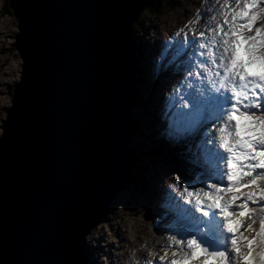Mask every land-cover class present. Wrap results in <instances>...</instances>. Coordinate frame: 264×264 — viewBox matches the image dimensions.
Returning <instances> with one entry per match:
<instances>
[{"label":"water","instance_id":"water-1","mask_svg":"<svg viewBox=\"0 0 264 264\" xmlns=\"http://www.w3.org/2000/svg\"><path fill=\"white\" fill-rule=\"evenodd\" d=\"M152 1L9 0L23 64L0 136V264H88L131 179L133 27Z\"/></svg>","mask_w":264,"mask_h":264},{"label":"snow or ice","instance_id":"snow-or-ice-1","mask_svg":"<svg viewBox=\"0 0 264 264\" xmlns=\"http://www.w3.org/2000/svg\"><path fill=\"white\" fill-rule=\"evenodd\" d=\"M209 14L156 60L179 76L161 137L181 149L191 179L173 178L161 200L165 217L187 221L168 238L178 251L147 264H264V0H213L189 23Z\"/></svg>","mask_w":264,"mask_h":264},{"label":"rangeland","instance_id":"rangeland-1","mask_svg":"<svg viewBox=\"0 0 264 264\" xmlns=\"http://www.w3.org/2000/svg\"><path fill=\"white\" fill-rule=\"evenodd\" d=\"M157 1L159 2V0ZM7 2H9V0H0V136L3 133L2 126L7 118V110L12 105L14 87L19 83L21 78L20 72L22 71L23 64L15 47V37L19 31L18 21L14 14L10 15L5 12L4 7H6ZM161 2L162 5L156 14L151 15L153 11L152 9L145 10L141 14L137 23L144 24V26H142L143 30L139 32V37L137 33V37H134L133 41L134 45H137L136 47L139 48L138 51L135 47V64L136 66H140L143 70L142 78L146 82V84L142 83L140 85V90L136 86V91L140 92V94L137 95L138 105L134 109L135 119L136 117L140 120L142 118V122H144L146 126L142 127V131L137 134L135 141L132 139L130 145L132 146L134 141L135 148L140 151L137 167H135V170L137 169V175L135 174L134 177L131 175L129 186L124 189L123 192H120L121 194L115 197L111 204H108L105 216L103 219L101 218L102 220H100V224H98V226L92 231L93 233L90 238L87 239L92 254L89 259V264H91V262L92 264H98L100 261L104 260V263L108 264L110 263L109 260H115L114 258H111L110 255L109 258L107 256H104V258L100 257L104 254L108 255L106 251L110 248H114L113 251L115 252H120V250L116 249L118 246L117 241L119 239V230L120 228H123L124 224L133 223L136 219L140 220V225L137 226L138 234L136 233V236L143 234V239L140 240L141 242L134 245H132L133 243L131 242L129 243V241L126 242L128 248L125 249L130 250V247L134 246L141 247L142 249H145L147 246H162L164 243L156 242L152 239L155 238L154 236L159 231H161V233H166L165 224L168 217H165L162 211L155 209L161 206V200L165 189L167 188V184L172 183L171 181L173 178H178L179 176L186 178L187 167L185 164L181 163L183 156L174 150L173 152H160L158 148V142L163 140L161 137L163 126L160 125L163 123L162 120L164 119L162 118L160 121H156L153 124L146 123V121L150 122L158 117L157 115L151 117L149 113L150 111L154 112L155 107H153V105L155 106L157 104V94L155 91L152 96L148 98L149 92L144 91V89L148 90L150 88L151 79H148L150 78L149 76H153L154 80L166 79L169 77L166 74L170 73L172 79L175 78V76L172 75V69H168L165 71L166 74H163V67L156 62L157 57L161 54L164 43L168 41L170 37H173L181 28H184L185 25L188 26V29H192L193 27L196 29H202L204 27V21L209 19L210 14L205 15L198 23H189V21L196 20L195 14L198 10L203 12L208 8H211L213 6V0H204L203 2L200 0H162ZM260 26L264 27V20L257 24V27ZM140 39L142 40L141 42ZM168 55L171 56V52H169ZM147 58L150 60H147ZM150 66L151 68L148 70V67ZM137 76L136 71V77ZM166 84L171 85V83L166 81L163 82V86L161 84L160 87L165 88ZM160 92L163 93V90H160ZM160 101L164 105L163 97ZM139 119L134 121H140ZM164 144L167 146L165 142ZM151 162L154 167L151 165ZM138 175L140 177H138ZM137 180L142 183V188L136 185ZM158 188L160 190L161 188L164 189L163 195H160L157 192ZM126 202L133 203L137 209L141 210L140 215L138 212L135 213V219H132L131 216H127V213L132 212L133 210L129 209L130 206H125ZM244 224L246 227V218ZM146 225L150 227L146 228L144 233L142 229H144V226ZM102 232L107 234L106 240L99 238L98 234ZM172 233L176 235L174 232ZM245 235L250 237L252 233L245 232ZM111 242L115 247L109 246ZM93 246L96 251H93ZM98 246H100L99 249L102 248L104 251H99V249L97 251ZM168 249L170 248H167L166 250ZM95 255L96 259H94ZM171 257V255H168V258ZM121 258L124 259L123 257Z\"/></svg>","mask_w":264,"mask_h":264},{"label":"bare ground","instance_id":"bare-ground-1","mask_svg":"<svg viewBox=\"0 0 264 264\" xmlns=\"http://www.w3.org/2000/svg\"><path fill=\"white\" fill-rule=\"evenodd\" d=\"M200 1H204V0H200ZM201 2V3H202ZM206 2V1H205ZM183 19V18H182ZM181 20V19H180ZM261 27V26H260ZM185 30H188V28H185ZM153 52V51H152ZM136 59V58H135ZM23 61V60H22ZM136 61V60H135ZM147 65V64H146ZM150 65V64H149ZM146 73V72H145ZM156 96V95H155ZM157 97V96H156ZM154 98V97H153ZM156 103V102H155ZM154 107V105H153ZM166 108V105H163V103L159 100L158 104L156 105V111H158L160 108ZM151 114V112H149ZM148 114V113H147ZM7 119V118H6ZM165 120V118H163ZM136 120V119H135ZM6 121V120H5ZM140 123V121H139ZM158 126V125H157ZM132 141V139H131ZM131 145V143H130ZM178 157V156H177ZM131 168V167H130ZM132 173V172H131ZM125 206H130L129 209L133 210L132 212H126L127 216H131L132 219H135V213H141V210L137 209L136 206L133 203L130 202H126ZM136 208V209H135ZM140 225V220L136 219L135 222L133 223H129V224H124L123 228H120L119 230V239L117 241L118 246L116 247L117 250H120V252H115L113 251V249H110L107 253L108 255H110L111 258L115 259V262H119L120 264H126L127 261H131L134 259H137L139 261H133L130 262V264H146L147 260H155L159 257V255L161 254L162 250H166L167 247H150L147 246L145 249H142L141 247L138 246H134V247H130V250L125 249L128 248L126 245V242L129 241V243H133L134 244H138L139 242H141L140 240L143 239V234L140 236H136L137 233V226ZM142 227V226H141ZM150 226H144V229H142V231L144 232V230L146 228H148ZM150 229V228H149ZM98 230V229H97ZM148 231V230H147ZM166 233H161V231H159L153 238L152 240H155L156 242H161V243H169V237L170 236H174V234L172 233V231L169 230H165ZM145 233V232H144ZM117 234V233H116ZM115 234V235H116ZM138 234V233H137ZM149 235V234H148ZM99 238H101L102 240H106V233H100L98 234ZM95 237V236H94ZM148 238V237H147ZM150 238V237H149ZM146 239V238H145ZM144 239V240H145ZM143 240V241H144ZM109 244V243H108ZM153 244V243H152ZM155 244V243H154ZM140 245V244H139ZM161 245V244H160ZM158 245V246H160ZM89 246V245H88ZM109 246H113L115 247V245L111 242ZM100 246L97 247V251L99 249ZM93 251H96L94 249V246L92 247ZM146 249L150 251V254H152V256L146 252ZM99 251H104V249L100 248ZM159 255H154L155 253H157ZM90 256H92L91 251H90V246H89V257H88V264H89V259ZM121 257H123L124 259H122ZM94 259H96V255L94 256ZM93 259V261H94ZM95 262V261H94Z\"/></svg>","mask_w":264,"mask_h":264},{"label":"trees","instance_id":"trees-1","mask_svg":"<svg viewBox=\"0 0 264 264\" xmlns=\"http://www.w3.org/2000/svg\"><path fill=\"white\" fill-rule=\"evenodd\" d=\"M162 0H159V2L157 1V0H153L152 1V3H151V5L146 9V10H150V9H152L153 11H152V14L151 15H154V14H156L157 12H158V10H159V8L161 7V5H162V2H161ZM157 2H158V4H157ZM4 10H5V12L7 13V14H10V15H13V11L11 10V8H10V6H9V2H7V5H6V7H4ZM156 10V11H155ZM141 16V15H140ZM150 17V16H149ZM151 18V17H150ZM139 20V19H138ZM142 26H144V24L143 23H136L135 25H134V27H133V29H134V37L136 38L137 37V33H138V37L140 36V31H142L143 30V27ZM143 32H146V31H143ZM142 32V33H143ZM142 40L140 39V42H141ZM137 46V45H136ZM137 48V47H136ZM139 48H137V50H138ZM139 51V50H138ZM136 54V53H135ZM137 62H138V60H137ZM135 66H136V64H135ZM136 71H137V77H136V81H135V84H136V86H137V88H139V90H140V85L143 83V84H146V82H145V80L142 78V76H143V70L140 68V66H136ZM138 94H140V92H137V94H136V98H135V101H134V103H133V109H135V107H137V105H138V102H137V95ZM136 119H139L138 117H136ZM140 120V119H139ZM143 120H142V118H141V120H140V123H139V121H136L135 123H134V129H133V136H132V139H134V141H135V138H137V134L138 133H140L141 131H142V127L144 126H146V124L144 123V122H142ZM134 141H133V145L132 146H130L129 147V150H128V156H127V161H128V164H129V166L131 167V175H132V177H134L135 176V174L137 175V173H136V171H137V169L135 170V167H137V163H138V160H139V158L138 157H140V151H139V149H137V148H135V145H134ZM159 150H160V152H170V151H172L173 152V150L172 149H170L168 146H165V144H164V141L163 142H159ZM138 177H140L139 175H138ZM136 179V178H135ZM140 181H141V179H140ZM139 180H137V183H136V185H138V187H143L142 186V183L140 182ZM129 184H130V181L126 184V187H125V189L129 186ZM88 239V238H87Z\"/></svg>","mask_w":264,"mask_h":264}]
</instances>
